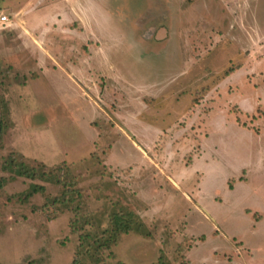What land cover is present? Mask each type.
I'll list each match as a JSON object with an SVG mask.
<instances>
[{"label": "rangeland", "instance_id": "374dc122", "mask_svg": "<svg viewBox=\"0 0 264 264\" xmlns=\"http://www.w3.org/2000/svg\"><path fill=\"white\" fill-rule=\"evenodd\" d=\"M72 2L0 0V264H264V0Z\"/></svg>", "mask_w": 264, "mask_h": 264}, {"label": "trees", "instance_id": "16d2710c", "mask_svg": "<svg viewBox=\"0 0 264 264\" xmlns=\"http://www.w3.org/2000/svg\"><path fill=\"white\" fill-rule=\"evenodd\" d=\"M9 157L10 158H8V160H6L3 165H1V168L4 170H7V171H11L17 176L29 178L32 180L36 179V178H40V179H43L45 181H49V178H50V181L53 182L55 179V173L56 172L62 173L61 171L63 170V168L59 166V167H56L57 171H54L55 168L48 169L43 164L39 165L40 168L37 169L36 167H29L24 161H22L21 156L19 157L18 160L12 154H10ZM65 166H66L65 173H63V174L68 175L70 173L69 169H67L68 165L65 164ZM57 177H60V176H57ZM2 180H4V178L0 179V183L2 182ZM61 181H63V180H60V179L55 180V182L58 184ZM70 185H71V187H74L76 185V183L71 182ZM66 189L61 195L54 196L51 199V205H55V206L59 205V209L60 208L68 209V207L71 206V203L73 202V199L76 195L75 196L71 195V193H69ZM37 191L38 192L43 191V187L33 185L32 191L28 195H30L33 192H37ZM71 191L77 193L78 197L81 196V192H82L81 189L74 187V189H72ZM80 208H81L80 205H76V206H74V208L72 210L76 213V215H79V210H81ZM114 217H115L114 223H115V227H116V229H115L116 237L123 235V234H127L128 232H130V230H133L132 218H131V215L128 214V211L121 212L120 215L115 214ZM76 223H78L76 220L74 221V223L73 222L71 223L73 228H75L74 226L76 225ZM91 225H92V223H91ZM76 227H78V225H76ZM79 229H81V227H79ZM90 234H91L90 232L86 231L85 234L81 235L80 237L83 240H85V238L88 239L89 242L87 241V243L92 244V245H90V248L92 249V251L95 254L98 251V248L103 246V245H102L101 240L98 239L96 236H93L92 239H94V238L95 239L90 242V240H89ZM116 240L117 239H114V243L116 242ZM88 249L89 248L85 249L84 251H83V249L78 251V254L72 260L71 264H82L83 263L82 262V260H83L82 256L84 254H86L85 252L88 251ZM29 264H31V262Z\"/></svg>", "mask_w": 264, "mask_h": 264}, {"label": "crops", "instance_id": "0c3cea01", "mask_svg": "<svg viewBox=\"0 0 264 264\" xmlns=\"http://www.w3.org/2000/svg\"><path fill=\"white\" fill-rule=\"evenodd\" d=\"M71 4H74L78 8L77 11H79V15L87 14L85 12V8H84V5L82 4L81 0H74V2H72ZM243 168H246V167H243Z\"/></svg>", "mask_w": 264, "mask_h": 264}, {"label": "built area", "instance_id": "2783aa9c", "mask_svg": "<svg viewBox=\"0 0 264 264\" xmlns=\"http://www.w3.org/2000/svg\"><path fill=\"white\" fill-rule=\"evenodd\" d=\"M8 16L0 12V25L7 23Z\"/></svg>", "mask_w": 264, "mask_h": 264}]
</instances>
